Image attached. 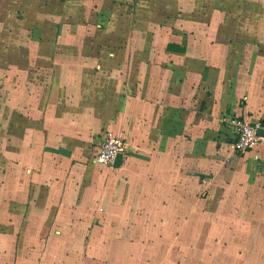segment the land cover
<instances>
[{
    "label": "crops",
    "instance_id": "obj_1",
    "mask_svg": "<svg viewBox=\"0 0 264 264\" xmlns=\"http://www.w3.org/2000/svg\"><path fill=\"white\" fill-rule=\"evenodd\" d=\"M228 115L264 119V0H0V264H210V224L262 264L264 139Z\"/></svg>",
    "mask_w": 264,
    "mask_h": 264
},
{
    "label": "built area",
    "instance_id": "obj_2",
    "mask_svg": "<svg viewBox=\"0 0 264 264\" xmlns=\"http://www.w3.org/2000/svg\"><path fill=\"white\" fill-rule=\"evenodd\" d=\"M225 125L231 130V141L235 152L243 155L254 149L264 139L259 131H264V119L250 122L241 116L228 115ZM126 141L121 134L107 131L93 161L101 166L113 167L119 154L125 156Z\"/></svg>",
    "mask_w": 264,
    "mask_h": 264
},
{
    "label": "rangeland",
    "instance_id": "obj_3",
    "mask_svg": "<svg viewBox=\"0 0 264 264\" xmlns=\"http://www.w3.org/2000/svg\"><path fill=\"white\" fill-rule=\"evenodd\" d=\"M44 104H41L40 106H42ZM9 137V136H7ZM10 139L12 137H9ZM10 142V141H8ZM12 143V142H10ZM10 146H13L12 144L9 145ZM93 155V154H91ZM237 155H240L237 153ZM92 158V156H90V159ZM95 158V157H94ZM92 158V159H94ZM14 160V159H12ZM209 177V176H207ZM206 177V178H207ZM201 183H204L206 184L208 187H204V189H202V191L200 192L199 196H200V200L201 202H204V206H210V200H209V195H210V188H209V185H208V182L207 180H201L200 181ZM234 185L236 186L234 188V194H237L239 193V187H238V183H234ZM220 187V186H219ZM220 188H218V191H219ZM221 191V190H220ZM220 194L222 192H219ZM221 197V196H220ZM219 201L221 202L220 203V206L222 205V201H225L222 197L221 199H219ZM230 201V200H229ZM244 201H250V200H238V199H232L231 200V204L230 206H236L238 207L240 205L241 202H244ZM212 206V205H211ZM216 214V215H215ZM213 217L210 216V221H219V220H222V215L219 214L217 215V213H215ZM231 217V216H230ZM234 217H236V215H234ZM232 218V217H231ZM233 219V218H232ZM201 222L204 223V218L202 216H200V219H199ZM234 222V221H232ZM248 234H247V237L248 238H251V239H259L260 237L263 238V242H264V220L259 222V221H255L253 222L252 224H249L248 226ZM201 231V230H200ZM226 231V230H225ZM197 234V237L199 238V240L202 238V235L204 238H206L207 236L210 237V247H204V249L207 251V252H210V264H244L245 262L242 261L240 262V260H243L244 258H249L250 257V254H247V253H243V254H239L238 256L236 255H230V259L228 260L226 255H224L223 253H219V257H214L212 258V254L214 251H218V248L217 247H212V242L211 240H214L216 238H219L220 235H221V230L220 229H217L216 227H214V225L210 224V231L207 232V230H204L202 233H199V232H195V234ZM225 233V232H224ZM194 234V233H192ZM234 234L236 235L237 234V231L234 232ZM239 235H242L241 232L238 233ZM264 245V243H263ZM198 249V248H197ZM261 249V252L259 253V255H262V264H264V247L263 248H260ZM222 252V251H221ZM263 253V254H262ZM238 254V253H237ZM256 258V256H254ZM206 264V263H204ZM246 264H251V263H246ZM255 264V263H254Z\"/></svg>",
    "mask_w": 264,
    "mask_h": 264
},
{
    "label": "water",
    "instance_id": "obj_4",
    "mask_svg": "<svg viewBox=\"0 0 264 264\" xmlns=\"http://www.w3.org/2000/svg\"><path fill=\"white\" fill-rule=\"evenodd\" d=\"M259 134L260 135H264V131H259ZM123 158H124V155L123 154H119L116 159H115V162H114V167L115 168H118L122 165L123 163Z\"/></svg>",
    "mask_w": 264,
    "mask_h": 264
}]
</instances>
